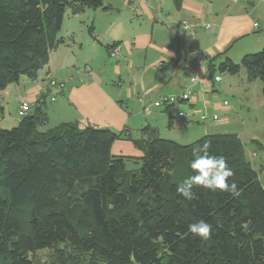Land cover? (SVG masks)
I'll list each match as a JSON object with an SVG mask.
<instances>
[{
    "label": "trees",
    "instance_id": "trees-1",
    "mask_svg": "<svg viewBox=\"0 0 264 264\" xmlns=\"http://www.w3.org/2000/svg\"><path fill=\"white\" fill-rule=\"evenodd\" d=\"M90 8L110 6L104 0H0V90L23 76L37 79L52 51L68 43L60 35L66 14ZM114 47L107 46L111 55ZM206 68L211 78L216 70L244 68L248 80L262 81L264 96V47L240 63L220 52ZM44 104L38 99L12 128L0 125V264H36L43 249L72 262L88 257L87 264H264V184L237 134L181 144L151 124L139 135L78 122L44 128ZM117 139L131 140L143 155L112 153ZM204 143L227 159L234 172L227 182L239 196L194 187L196 198L187 200L177 192L194 174L193 147ZM201 219L213 228L206 241L187 231Z\"/></svg>",
    "mask_w": 264,
    "mask_h": 264
},
{
    "label": "crops",
    "instance_id": "crops-1",
    "mask_svg": "<svg viewBox=\"0 0 264 264\" xmlns=\"http://www.w3.org/2000/svg\"><path fill=\"white\" fill-rule=\"evenodd\" d=\"M131 2H128L129 5ZM105 4L110 8H97L92 10L93 12H90V8L82 14L71 16L75 19L71 21H77L79 17L80 21L74 24L75 27L66 30V35L63 36L68 38V43L52 51L49 64L38 72L37 79L23 76L18 82L0 90V107L3 108L4 113L3 103L9 96V92L13 90V93H17L22 89V84H27L28 92L25 96H19V103L26 100L34 106V103L41 98L45 101L44 110L48 113V124L51 123L52 118L49 116V110L54 108L53 110L58 112H54L57 122L52 123V127L64 122H78L81 127L92 124L115 131L127 128L133 135H139V130L151 123L134 120L136 115L134 109L128 105L129 99L140 101V97H143L144 102H148L149 112H146L148 115L152 113L150 111V108L154 106L152 102L166 95L179 94L189 82V78L196 75L199 81L193 85L192 101L181 103L185 107L183 108L180 104L179 110H185L190 115L194 113V110L206 109L209 112L211 108L216 109L209 95L215 89L206 68L209 58L226 51L233 60L240 61L244 55L264 47V0H180L179 5H176L173 0H152L151 3L146 0L139 11L131 5L133 13L138 14L137 16L148 14L153 23L160 22L171 36L175 37V43L160 46L157 41H153L152 34H134L133 32L131 38L129 37L133 41L132 48H129L130 53L141 51L147 53L151 49L157 52V56L150 59L149 63H145L144 70L141 69L140 74L135 73L132 76V88L127 89V96L124 99L104 83L100 73L91 68L88 70V77L79 82H76L70 73L80 62L79 51L85 48V40L78 38V31L83 32V26L87 25L91 18L94 24V39L89 37L87 40L93 47L101 44L96 37L99 35L98 11H101L102 16L110 15L101 33L110 38L111 43L108 45L118 47L121 52L123 43L128 40L121 39L125 38L124 25L128 19H122L119 12L116 16H111L118 8L112 2H105ZM185 23L191 25L192 32L185 27ZM145 58L147 60L148 57ZM131 64H133L132 60L128 65L131 66ZM155 67H159L160 71L150 74V68ZM121 71L122 68L117 66L116 73L121 74ZM50 77L65 81L66 87L64 89L51 87L48 82ZM118 85L122 87L121 79ZM49 94L50 101L54 103L51 106H47ZM121 100L125 103H120ZM140 106L141 104H138V107ZM156 107L167 108L166 106ZM137 111L140 114L141 107ZM210 113H216V111L213 110ZM256 143L261 146L260 148L263 147L260 142L256 141ZM112 153L134 157L143 155L142 150L129 139L114 141Z\"/></svg>",
    "mask_w": 264,
    "mask_h": 264
},
{
    "label": "rangeland",
    "instance_id": "rangeland-1",
    "mask_svg": "<svg viewBox=\"0 0 264 264\" xmlns=\"http://www.w3.org/2000/svg\"><path fill=\"white\" fill-rule=\"evenodd\" d=\"M129 1H132L130 4L136 7V11H139L142 9V6L144 5L143 3L146 0H105V2L115 3L116 7L118 8L111 16H116L117 12H119L122 19H128V21L124 25L125 38H121L123 40L127 38L128 40H125L126 43H123L121 47V55H119L118 57H114L111 55L110 51H108L107 46H109L108 44L111 43L109 42L110 38H107V35L101 33L104 31L110 15L102 16L100 13L101 11H98L99 18L97 31L100 36L95 35L97 32L94 35L99 38L101 44L93 47V45L89 43L90 41L87 40L89 37L91 39H94L93 32L91 33L90 31V26L93 23V20L91 18L87 22V25L85 24L83 26V32H80V30L78 31V38L82 41L85 40V48L82 51H79L80 55H78V58L80 59V62L70 72L74 77V80L76 82H79L81 81V79H85L86 77H88V70L91 68L97 73H100L101 77L104 80V83L124 99L127 96V89L129 87L132 88V76L135 73L140 74L141 69L144 70L145 63H149L150 59H153V57L157 56V52L151 49L147 53L141 51L131 54L129 48H132L133 46L131 43L133 41L130 39L133 35V32L134 34H152L153 41H157L160 46H168L172 43H175V37L171 36L170 32H168L160 22L153 23L148 14H142L140 16H137L138 14H134V10L128 3ZM147 1L148 3H151L152 0ZM90 10V12H93L92 10L95 9L91 8ZM71 16L72 15L70 13L66 14L60 35L65 36L66 30L68 28L75 27L74 24L80 21V17L79 19H77V21H71L75 20ZM146 56L148 57L147 60L145 58ZM131 60L133 61V64L129 66L128 63ZM241 60L234 61L240 63ZM117 66L122 68L121 74L116 73ZM155 68H150V70L148 69L149 73L153 74L160 71L159 67ZM215 74H220L222 80L220 82L213 83L215 89L212 90L209 95L210 98H212L211 103L212 105H215L216 109L211 108L209 112H213V110H215L220 115L219 120L201 121L199 120V114H189L188 119L191 121L189 122V124L184 125L182 118L178 115L179 107L182 106L184 108V104L180 103L181 105L178 104L174 108H170L168 110L164 108L159 109L156 106H153L150 108V111L152 113L146 115V111L142 106H147V101L144 102V100L142 103L137 100L135 101L134 99H129L128 105L130 108L134 109V114L136 115L134 120L141 121L143 123L150 122L152 125L157 126L161 137L175 140L181 144H190L206 134L235 133L241 138L244 144L246 157L248 160H250L254 169L259 172L260 179H262V182L264 184V96L262 93L263 83L259 78L252 81L248 80L244 68H242L238 74H230L227 72L222 73L219 70H216ZM50 79L51 77L48 80L49 85L53 88H57L56 85H52ZM52 79L57 78L52 77ZM120 79L121 81H123L122 87L118 85ZM21 88L22 89L20 91L18 90L17 93H13L14 91L11 90V92H9V96L4 100L5 102L3 103V105L5 107V113L3 112L4 114L0 121L3 128H12L18 125L22 117H24L20 116L18 111L21 104L26 100H23L19 103V96H25L29 88L27 84H22ZM47 101V106L54 105V103L50 101V94L48 95ZM224 101L228 102L227 107H217V105H223ZM26 102H28L30 105V109L27 112V114H29L34 110L36 102L34 103V106L29 101ZM138 104H141L140 107L142 111H140V114L137 113V110L140 109V107H138ZM53 109L54 108H51L49 110V116L52 117L51 123L44 128L52 127V123L57 122L55 121V113L58 112ZM205 111L208 112V110L206 109ZM46 115H48V113H46ZM170 121L172 122V126H170ZM256 141L260 142L263 147L260 148L261 146H259ZM255 151H257V153ZM136 166L137 165L134 162H128L129 168H136ZM183 168L184 167L182 166L180 167L182 171ZM61 249L63 252L66 251L64 248ZM58 258H60V262H58L57 264H87L88 262V257H85V260L74 259V261L72 262V260H67L65 255H62V258L58 257V255H56V252L51 249H43L37 251L34 256L36 264H49L55 260L58 261Z\"/></svg>",
    "mask_w": 264,
    "mask_h": 264
},
{
    "label": "clouds",
    "instance_id": "clouds-1",
    "mask_svg": "<svg viewBox=\"0 0 264 264\" xmlns=\"http://www.w3.org/2000/svg\"><path fill=\"white\" fill-rule=\"evenodd\" d=\"M210 143H204L202 146L193 147L192 159L189 167L193 171V175L183 180L177 185V192L187 200L196 198L193 191L194 187H200L209 190H220L221 192H230L233 196H239L240 192L235 183L229 184L228 178L234 175L232 168L229 166L224 156H216L210 153ZM212 225L201 219L188 224V233L208 240L212 234Z\"/></svg>",
    "mask_w": 264,
    "mask_h": 264
},
{
    "label": "built area",
    "instance_id": "built-area-1",
    "mask_svg": "<svg viewBox=\"0 0 264 264\" xmlns=\"http://www.w3.org/2000/svg\"><path fill=\"white\" fill-rule=\"evenodd\" d=\"M255 25H258V24L255 23ZM185 27L192 32V27L190 24L185 23ZM119 55H120V49L118 47H114L112 49V56L118 57ZM221 80H222V77L220 74L215 75L212 78L213 83L220 82ZM50 81H51L52 85H56L57 88H59V89H64L66 87L65 82L62 80H57V79L51 78ZM188 81L189 82H187L185 84V86L183 87L182 91L179 94H170V95L163 96L160 99L152 102V104L154 106H160V107L166 106V107H168L170 105L176 106V105L183 103V102H189V101L191 102L192 101V92H193L192 88H193V85L199 81V77L196 75L191 76ZM140 101L143 103V101H144L143 97H140ZM152 104H150V105H152ZM227 105H228V102L224 101L222 106L226 107ZM29 109H30V105L28 102L25 101L21 104L18 113L20 116H25L27 114V112L29 111ZM144 110L146 112L148 111V107L146 105H144ZM193 114H199V120H201V121H208V120H214L215 121V120L220 119V115L217 112L216 113H210V112H207L205 110L204 111L203 110H201V111L200 110H194ZM178 115H179V117L182 118L184 125L189 124V122L191 121L188 119L189 114L185 110H179Z\"/></svg>",
    "mask_w": 264,
    "mask_h": 264
}]
</instances>
